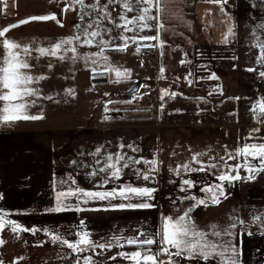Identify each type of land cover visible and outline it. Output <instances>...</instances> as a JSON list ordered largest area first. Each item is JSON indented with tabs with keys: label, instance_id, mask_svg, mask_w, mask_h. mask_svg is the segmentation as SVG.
<instances>
[{
	"label": "crops",
	"instance_id": "crops-1",
	"mask_svg": "<svg viewBox=\"0 0 264 264\" xmlns=\"http://www.w3.org/2000/svg\"><path fill=\"white\" fill-rule=\"evenodd\" d=\"M262 4L264 0H226V3H218L217 0H164L165 11L161 20L166 26L158 30L160 39L157 45L147 47L149 49L145 48V51L155 52L157 57L163 54L166 60L159 66H162L163 71L166 66L175 71L171 77L177 86L196 92L208 102L217 103L218 108L223 104L235 102L233 97L223 100L221 98L229 87L226 80L229 79L231 83H235L236 80H232L233 76L241 69L238 66L241 49L239 39L245 34L244 23L248 11L253 16H262L264 15ZM230 27L234 35L229 36L228 41L225 42V35ZM161 41H163V47H161ZM171 42L173 46H165ZM180 46H185L188 53H182L178 48ZM212 74L217 78H210ZM107 78L109 82L115 84L128 81L127 78H121L120 82H115L117 78L111 76ZM159 82L162 84L160 74ZM162 87L157 91L154 102H159L161 97L166 95L164 90L167 88ZM185 90L183 92H186ZM167 93H169L168 90ZM216 99L218 100L214 101ZM36 110L35 105L29 114L37 115ZM166 114L161 111L146 110L106 114L105 119L115 116L117 121L120 119L150 120V124L137 125L134 121V124H119V126L122 130L140 126L137 129H144L145 135L154 134L158 143L159 162L156 166L158 171L151 173L149 180L125 183L121 181L124 176L121 174L122 179H119L121 182L119 184L116 182L113 188L111 185L108 186L107 190L86 189L74 183L67 186L68 165L63 166V169L61 165L57 166L59 162L55 160V157H51L50 154L47 156V153L51 151L50 146L47 145L50 144L47 139L36 141L34 137L36 134H45L48 128L25 125V120L10 124L0 123V209L9 214L5 219L14 220L28 229H37L34 233L27 231L14 234L6 228L3 233H0L6 241L0 246V259L4 264H16L20 257L24 259L19 260V264H74V257L70 250L62 247L58 242L53 243L50 233L60 234L72 240L76 238L75 233L86 229L96 241L109 240L114 236H132L139 232L157 233L162 228L164 217L181 214L195 203L183 197L194 195L198 199L205 198L206 193L200 189L220 183L216 179L219 174L216 169L193 173H185L181 170L180 176H177L173 169L184 163H191L194 168L200 167L192 161L196 153L206 154L199 157L206 165L216 163L213 157L223 156L227 160L228 152L241 147L252 129L261 130L252 135L264 137V122L259 119V112L257 118L260 122L253 124L240 123L235 114L232 120H227L224 118L225 115L220 114L222 118L218 123L213 121L212 123L169 124ZM48 118L47 115H43V119L39 120L46 121ZM247 142L259 143L260 141L257 139ZM40 150L42 153L39 152ZM228 163L235 164L237 161L228 160ZM73 167L71 165V168ZM255 175L256 179H259L258 174ZM186 178L197 181L196 187L188 192L181 191L182 187H186L182 184V180ZM245 180H249L247 174ZM128 185L156 189L153 192L154 199L134 198L128 201L117 197L103 200L88 199V202L84 203L83 197L79 199L69 197L64 201L68 205L64 211H48L55 207L57 194L67 191L70 187L104 192L113 189L119 191L122 186ZM235 186L236 184L232 182V186L228 188V183L225 182L227 198L222 197L219 205L209 203L208 206L194 207L191 217L200 228L210 231L207 226L212 223L227 225L232 220H240L239 201L234 198H239V192L238 195L237 193L234 195ZM144 200L153 207H118L120 204L126 205L129 202L135 204ZM82 221L83 224H81ZM234 231L237 233L235 243L242 250L241 264H264V236L242 233L240 224H237ZM225 239L228 238L225 237ZM132 250L134 248L129 246L114 247L95 258L103 261L104 264H127L119 258L114 261L107 258L120 251ZM90 254L92 253H85V255ZM163 258L166 259V257ZM176 259L179 264H205L201 260Z\"/></svg>",
	"mask_w": 264,
	"mask_h": 264
},
{
	"label": "rangeland",
	"instance_id": "rangeland-1",
	"mask_svg": "<svg viewBox=\"0 0 264 264\" xmlns=\"http://www.w3.org/2000/svg\"><path fill=\"white\" fill-rule=\"evenodd\" d=\"M93 2L94 0H87L89 4ZM100 2L104 4L107 0H100ZM262 5L264 6V4ZM64 7L65 0H8L7 7L0 0V29L18 24L20 20L31 16L56 14L63 27L53 20L30 21L26 24H19L17 28L11 29L6 34L7 38L14 39L21 44L32 45L34 48L48 47L62 38L73 35L76 31L74 24L78 21V13L71 10L61 13L60 10ZM109 10L112 19L116 23H120L119 15L122 13V8L119 5H109ZM162 22L164 23V21ZM262 24H264V15L253 16L248 11L244 23L245 34L239 39L241 49L238 66L241 69L237 73L233 70L235 75L232 80H236L235 83L232 82V84L229 79L226 80L229 87L221 98L223 100L233 97L235 102L220 104L221 107L218 108L217 104L208 102L196 92L177 86L171 77L175 71L168 69V66L162 71V66H159L166 60L163 54L157 57L155 52H146L144 49L147 48L145 45H157L159 40L142 41L138 45L129 42L126 51L113 50L115 44L122 43L120 40H115L113 45L106 46L104 49L103 54L108 57V63L98 56L93 57L97 60V65H92L90 62L85 64L83 60L73 63L67 57L64 61L53 57L33 60L34 73L48 77L35 86L41 90L42 97L50 96L52 99L41 98L36 104L37 113L35 114L47 115L49 118L46 121L25 120V125L48 128L47 132L43 134L44 137L40 134H36L34 137L36 141L47 139V142L51 144H47L51 149L47 156L50 154L51 157H55V160L59 162L57 166L61 165L63 169V166L68 165L67 186L72 185L73 180L75 185L83 186L86 189L95 188V190L99 188L107 190L110 185L113 188L121 181L140 183L143 178L138 175L137 169L143 171L151 168V165L135 164L128 169H123L121 174L124 176H122L123 179L120 178L121 181L115 179L103 187H100L101 178L99 176L89 175L94 169L103 166L109 153L119 152L126 158L135 157L158 161V143L154 134L145 135L144 129H137L140 126L124 130L119 126V124H134V121L137 125L150 124V120L120 119L119 123L115 120V116L105 119L106 114L133 113L145 110L161 111L164 114L167 113L169 124L212 123L213 121L218 123L222 118L220 114L225 115L224 118L227 120H232V117L234 119L235 114L236 119L244 124L260 122L257 118L258 111L254 115L252 109L257 101L264 99V77L259 76V72L264 71V67L256 63L259 49L254 47L258 40H264V29L260 28ZM164 25L166 26L165 23ZM106 26L113 28L112 24L106 23ZM119 34L120 30L113 28L111 37H116ZM125 35L131 36L133 33H125ZM140 35L157 36L158 29H145ZM104 39L108 40L110 36L105 35ZM173 43L176 45L175 42ZM166 45L173 46L172 42ZM138 47L139 51H137ZM178 48L182 53H188L185 46ZM78 51L80 54L87 55L96 53L100 49L95 45L79 46ZM3 54V49L0 48V56ZM33 55H38V53L34 52ZM67 56H71V53H68ZM50 63L53 65L51 68L48 67ZM108 64L120 67L121 70H130L127 76L128 81L116 84L109 80L106 83H93V67L96 68L95 78H101V76L116 78L114 72L106 71ZM249 68H255L256 71H247ZM159 74L162 84L159 82ZM134 84L140 85L139 91L132 97H126V92ZM161 87L167 88L169 93L159 102H154L155 95ZM68 89H73L74 92L70 95ZM184 90L186 92H183ZM172 93L176 95L173 96ZM121 144L124 145L123 148L120 147ZM128 145L132 147L130 148ZM97 148L101 149L99 154H96ZM39 152L42 153L41 150ZM71 165L74 167L71 168ZM246 174L241 169L240 175L245 177ZM257 178L259 179L255 177L251 180L244 178L233 181L236 184L234 195L236 193L238 195L239 192V198L233 197L239 201L240 220L245 222L240 224L242 233L251 232L252 235L264 236L261 234V231L264 230L252 219L253 216L264 213V172L258 173Z\"/></svg>",
	"mask_w": 264,
	"mask_h": 264
},
{
	"label": "snow or ice",
	"instance_id": "snow-or-ice-1",
	"mask_svg": "<svg viewBox=\"0 0 264 264\" xmlns=\"http://www.w3.org/2000/svg\"><path fill=\"white\" fill-rule=\"evenodd\" d=\"M5 7H7L8 0H2ZM218 3H226V0H217ZM164 0H107L106 3L101 4L100 0H94L93 3H87V0H65V7L61 9V13L69 10L78 13V21L74 24L76 30L73 35L62 38L58 42L52 43L48 47H36L32 45L21 44L14 39L7 38L6 34L19 26V24H26L30 21H49L53 20L61 27L63 24L56 14H46L39 16H31L27 19L20 20L18 24H12L3 29H0V48L3 49V55L0 56V123L10 124L20 120H39L43 119V115H31L29 109L37 104L38 99H52V97H42L41 90L36 87L41 81L48 77L43 74H35L33 60L38 61L42 57H53L59 61H64L66 57L73 63L78 60H83L85 64L89 62L92 65H97V60L94 56L101 57L105 63H108V57L104 56V49L106 46L113 45L115 40H120L122 43L115 44L113 50L126 51L129 47V42L132 44H139L142 41L159 40L160 36H142L145 29H164L165 25L161 20V16L165 9L163 7ZM109 5H119L122 8V13L119 15L120 23H116L111 16ZM156 14H153V13ZM132 15H129V14ZM112 24L113 28L120 30V34L116 37H111L113 28L106 26ZM264 29V24L260 25ZM125 33H133L128 36ZM109 35L110 39L105 40L104 36ZM234 35L233 29L230 27L225 35V42L228 41L229 36ZM255 35V33H254ZM95 45L100 51L91 54H80L79 46H93ZM150 47L152 45H145ZM163 47V41H161ZM259 49V55L256 58V63L264 67V40H258L254 45ZM139 51V47L137 48ZM38 55H33V53ZM71 53V56H67ZM53 65H48L51 68ZM95 78L96 68L93 67ZM106 71L114 72L117 80L120 82L121 78H127L130 70L120 67H113L108 64ZM163 71V69H162ZM247 71H256L255 68H249ZM260 77H264V71L259 72ZM216 79L214 74L210 77ZM191 83V81H190ZM71 95L74 90L68 89ZM167 94V90H164ZM175 96V93H172ZM163 99V96L161 97ZM238 99V98H237ZM107 111V109H106ZM259 112V119L264 122V99L257 101L252 112L255 115ZM259 128L252 129L250 135L245 138L246 142L235 149L228 152L227 160L223 156L213 157L216 163L206 165L199 157L206 155L205 153H196L192 157V161L199 164L200 167H192L191 163H184L173 169L177 176L181 175V170L185 173L193 172H208L209 169H216L219 174L216 179L220 183H214L202 187L200 191L206 193L205 198H197L194 195H186L183 199L192 200L195 203L189 206L185 211L178 215H168L163 218V225L159 232L147 234L139 232L132 236H114L109 240L96 241L92 239L91 234L82 229L75 233V239H68L60 234L50 233L51 241L59 243L62 247L70 250L74 257V264H104L103 261L95 257L102 256L105 251H110L114 247L124 248L129 246L134 248L132 251H120L116 255L109 256L108 260L122 259L127 264H179L178 259L183 260H201L205 264H241V248L235 243L237 233L234 231L237 224H244L243 220H232L227 225H217L212 223L208 225L209 230L200 228L199 225L191 217L194 207L204 205L208 206L219 205L221 198H227L225 192V182L232 183L233 181L242 180L245 177L240 175L241 169L247 173V179H255V174L264 172V137H256L252 133H259ZM259 139V143H250ZM124 147L123 144L120 145ZM128 147H132L128 145ZM136 151V149H133ZM101 152L97 148L96 154ZM242 158V162H241ZM228 160H235L237 163L229 164ZM159 162L156 160H145L143 158L137 159L135 157H125V155L118 153H109L104 161L102 167L94 169L89 173L92 177L99 176L101 178L100 187L107 185L115 179L121 178L123 169H128L135 164H149L152 167L143 171L137 169L138 175L144 180L151 178V173L158 171L156 165ZM222 169H227L222 170ZM64 183V181H61ZM72 183H75L73 180ZM181 191L188 192L195 188L197 181L186 178L182 180ZM154 188L148 187H134L131 185L122 186L119 191L113 189L112 191H86L83 188H69L67 191H61L56 196V205L48 209L50 212L64 211L68 205L64 203L69 197H76L77 199L83 197L84 203L88 199H108V198H122L131 201L132 199L147 198L154 199ZM118 207L124 208H151L152 204L146 202L120 204ZM79 210V208H77ZM9 215L3 209H0V233H3L8 228L12 233L32 231L37 229H28L22 227L19 223L11 219H5ZM253 222L264 230V213L253 216ZM83 224V221L81 222ZM252 235L251 232L247 233ZM264 235V231H261ZM227 237L228 239H225ZM6 241L0 236V246L4 245ZM100 251L97 252L96 250ZM85 253H92L85 255ZM163 257H166L164 259ZM20 257L19 260H23ZM0 264H4L0 259Z\"/></svg>",
	"mask_w": 264,
	"mask_h": 264
},
{
	"label": "water",
	"instance_id": "water-1",
	"mask_svg": "<svg viewBox=\"0 0 264 264\" xmlns=\"http://www.w3.org/2000/svg\"><path fill=\"white\" fill-rule=\"evenodd\" d=\"M140 89V85L139 84H134L130 87V89L126 92V97H132L134 94H136ZM232 186V183H228V188H230Z\"/></svg>",
	"mask_w": 264,
	"mask_h": 264
},
{
	"label": "trees",
	"instance_id": "trees-1",
	"mask_svg": "<svg viewBox=\"0 0 264 264\" xmlns=\"http://www.w3.org/2000/svg\"><path fill=\"white\" fill-rule=\"evenodd\" d=\"M146 49H149V48H146ZM92 81H93V83H106L108 81V78L105 76H101V78H92ZM215 104H217V103H215Z\"/></svg>",
	"mask_w": 264,
	"mask_h": 264
}]
</instances>
